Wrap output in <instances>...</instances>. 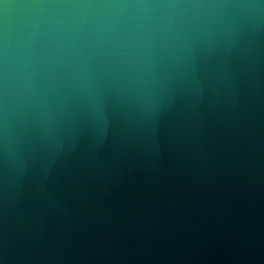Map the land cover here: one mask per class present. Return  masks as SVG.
<instances>
[{"label": "water", "instance_id": "95a60500", "mask_svg": "<svg viewBox=\"0 0 264 264\" xmlns=\"http://www.w3.org/2000/svg\"><path fill=\"white\" fill-rule=\"evenodd\" d=\"M0 264H264V0H0Z\"/></svg>", "mask_w": 264, "mask_h": 264}]
</instances>
